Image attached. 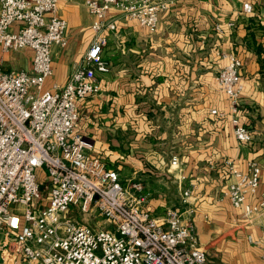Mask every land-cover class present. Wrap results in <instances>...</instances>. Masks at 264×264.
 I'll use <instances>...</instances> for the list:
<instances>
[{"label": "built area", "instance_id": "2783aa9c", "mask_svg": "<svg viewBox=\"0 0 264 264\" xmlns=\"http://www.w3.org/2000/svg\"><path fill=\"white\" fill-rule=\"evenodd\" d=\"M61 1L88 7L94 36L68 81L47 88L54 50L69 43ZM172 1L0 0V228L11 237L5 263L215 264L198 242L194 220L185 215L191 210L172 206L154 215L141 195L143 184L123 182L117 169L89 152L91 142L79 129L81 101L101 91L98 72L109 71L102 52L107 31L117 22L108 14L116 11L153 31ZM253 9L244 4L246 12ZM26 49L33 52L30 69L5 66L6 54ZM223 57L227 63L217 82L230 106L212 113L230 116L235 138L245 144L252 130L238 115L243 61L232 52ZM178 162L174 155L171 165ZM225 164L233 178L225 196L251 220L264 211V190L257 204L247 202L261 184L262 168L252 161L243 172L233 158ZM41 170L49 181L47 198L38 181ZM190 193L187 189L184 196ZM105 220L113 228L102 225ZM254 244L264 261V236Z\"/></svg>", "mask_w": 264, "mask_h": 264}, {"label": "crops", "instance_id": "0c3cea01", "mask_svg": "<svg viewBox=\"0 0 264 264\" xmlns=\"http://www.w3.org/2000/svg\"><path fill=\"white\" fill-rule=\"evenodd\" d=\"M246 2L253 12L244 10ZM59 15L69 23V43L54 50L47 88L68 81L94 36L85 4L61 1ZM107 19L117 22L102 52L109 71L98 72L101 91L79 105L89 152L117 169L123 182H141L154 215L172 206L191 210L185 215L210 257L218 261L216 250L226 242L240 249L236 264H264L252 247L264 236V211L247 220L225 196L233 181L227 158L243 172L252 161L262 168L261 184L247 202L257 204L264 190V0H173L153 31L116 11ZM224 52L243 61L238 115L252 130L245 144L235 138L230 116L212 113L230 106L217 82ZM32 58L30 49L11 52L5 66L30 69ZM174 155L179 162L172 166Z\"/></svg>", "mask_w": 264, "mask_h": 264}, {"label": "rangeland", "instance_id": "374dc122", "mask_svg": "<svg viewBox=\"0 0 264 264\" xmlns=\"http://www.w3.org/2000/svg\"><path fill=\"white\" fill-rule=\"evenodd\" d=\"M38 181L42 185V191L44 193V197L47 198L48 189H49V181H48V178H47V176H46V174H45V172L43 170L39 171ZM99 218L104 219L101 216ZM101 224L102 225L105 224V225L110 226L111 228H113V226L110 225V223H108L106 220H105V222L101 221ZM6 233L7 232H6L5 229L0 228V264H7V263L4 262L3 252L5 251L6 248H8V245L11 242V237L10 236H6ZM226 241H228V240H226ZM234 247H236V246H233V245L231 246L230 244H228L226 242L223 243V245L218 247V250H216L217 251V259H218V261L215 260L213 257H211V259L214 261L215 264H236V262H235L236 258L235 257L238 256L237 252H240V249H236V251L234 252L233 251V250H235ZM252 247H254V248L256 247V249L259 250V248L256 245H254ZM6 256L8 257V254H6Z\"/></svg>", "mask_w": 264, "mask_h": 264}]
</instances>
